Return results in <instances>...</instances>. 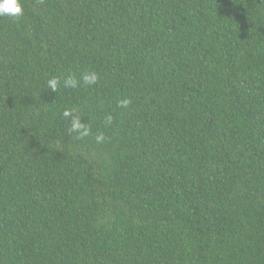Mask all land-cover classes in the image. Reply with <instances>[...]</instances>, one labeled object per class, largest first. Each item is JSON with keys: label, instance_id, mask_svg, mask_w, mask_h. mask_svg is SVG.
<instances>
[{"label": "trees", "instance_id": "obj_1", "mask_svg": "<svg viewBox=\"0 0 264 264\" xmlns=\"http://www.w3.org/2000/svg\"><path fill=\"white\" fill-rule=\"evenodd\" d=\"M22 6L0 16V264H264V0Z\"/></svg>", "mask_w": 264, "mask_h": 264}, {"label": "clouds", "instance_id": "obj_2", "mask_svg": "<svg viewBox=\"0 0 264 264\" xmlns=\"http://www.w3.org/2000/svg\"><path fill=\"white\" fill-rule=\"evenodd\" d=\"M23 15L22 0H0V16H9L19 18ZM99 80V75L95 71L85 72L77 78L74 74H69L67 78L61 79L53 76L47 81V88L52 92L56 93L62 86L64 88H77L78 86H92L95 85ZM118 106L127 108L131 104L130 98H123L119 100ZM62 115L70 120V127L68 128V134H75L76 139L81 140L88 137L91 134V127L86 122H82V116H74L72 109H64ZM111 115L107 116L105 123L111 124ZM105 140L103 133H99L95 136L97 144L102 143Z\"/></svg>", "mask_w": 264, "mask_h": 264}]
</instances>
